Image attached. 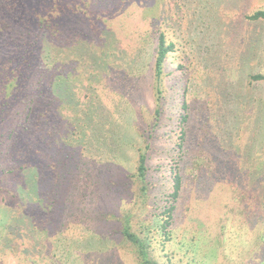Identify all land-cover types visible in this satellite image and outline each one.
<instances>
[{
    "label": "rangeland",
    "instance_id": "1",
    "mask_svg": "<svg viewBox=\"0 0 264 264\" xmlns=\"http://www.w3.org/2000/svg\"><path fill=\"white\" fill-rule=\"evenodd\" d=\"M258 10L264 0H0V98L17 72L22 98L34 89L33 118L40 122L45 108L55 131L46 137L45 127L27 126L28 98L0 115V264H138L125 221L158 264H264L262 228L240 223L245 208L264 225V191L252 188L263 197H251V170L242 168L255 152L253 120L234 104L254 98L256 87L264 97V82L250 77L264 75V22L248 19ZM161 33L174 49L158 105L151 69ZM43 35H52L58 61L66 56L74 68L82 56L84 67L64 73L75 74L58 89L64 100L46 101L36 89L50 78L36 43ZM30 57L33 68L24 65ZM148 144L144 195L134 173ZM45 150L56 153L48 159Z\"/></svg>",
    "mask_w": 264,
    "mask_h": 264
},
{
    "label": "trees",
    "instance_id": "2",
    "mask_svg": "<svg viewBox=\"0 0 264 264\" xmlns=\"http://www.w3.org/2000/svg\"><path fill=\"white\" fill-rule=\"evenodd\" d=\"M248 19L251 21H255L257 23L264 22V10H258L256 12H254L251 16L248 17ZM68 34H69L68 32L65 33V37H68ZM52 35H56V37L59 38L61 35V30L59 29L57 31V33H54ZM51 36L49 37V36L43 35L42 36L43 39L41 41H40V39L42 37L39 38V41H36V43H42L43 50H41L40 52H42L43 57L41 58V60H42V62L45 61L48 63L46 70L50 73V76H49L50 78L48 79V81L44 82V84H42L41 86L37 85L36 89L38 90L40 96H42L44 98V100H46V101L49 99L48 97H52V96L64 100L66 93H64V91H62V90L59 91L58 89L59 88L60 89L65 88V85L70 87V82L68 81V76H71V77H72V75L75 76V74H73V72H69L67 75H65L64 74L65 71H67L70 68L72 71V69L74 70L78 67H81L82 65L84 67V63H80V59L82 57L80 55H78V58H77L78 64H76V65L74 64V68H73L72 64L70 65V63H68V58L66 60V56L62 60L63 62H61V60L58 61L56 59L57 54L55 52L57 49V44L54 43L52 40H50ZM33 46L35 47V49H38V44H34ZM27 49H28V47H27ZM173 49H174V44L168 43L166 41L165 34L161 33L159 38H158L156 59L154 62V66L151 69V73L153 74V79H154L153 90H154L156 102L158 105L163 100V95H162L163 91L161 90L160 86H161V78H162L163 71H164L163 70L164 69V63H165L168 55L173 51ZM254 49H255V47H252L253 52L255 51ZM67 53H68V51H66V54ZM262 54H264V53H262ZM75 57H77V56H75ZM32 59L33 58L30 57L24 65L29 66V65H31V63H34V61H32ZM73 61H75V58ZM30 68H33V67H30ZM39 68L43 69V66L40 64ZM106 69L109 70L108 67ZM84 71H85V68H84ZM85 77L88 80H91V82H94L92 79V76L89 73V69L85 71ZM250 77L252 79V83H254L256 81V83L253 84L254 86H258V84L260 82L261 83L264 82V75H262V74L251 75ZM75 79H80V78L75 77ZM7 86L10 88L8 89ZM23 88H24V84L22 83V76H20V74H18L17 72H13L11 81H9V83L6 84V86H5L4 96H2L0 98V99L3 98L0 101V104H1L0 115H5L6 109L13 106L12 103H14L15 101L18 100V96H20V98L22 100L19 102V104L16 107L13 106L14 109H19L22 106V105H20V103L21 102L23 103V100L28 98V99H30V102H29L28 107L26 109L27 116H25V119L23 121L25 123H27V126L32 125L34 127H37V125H39V126L45 127L46 128V137L53 135L55 131L51 133V130H53V128H49L48 127L49 125L47 122V118H49L51 113L47 112L45 108H42L38 112V119L41 118V121L38 122L35 118H33L32 109L34 106V99L31 95V90H34V89L32 86H30L29 87V88H31L30 94H28L26 96V98L23 99L22 98V89ZM258 90L259 89L257 87L252 90V92L254 94V98H253V96L247 97L248 94H247V96H245V97H247V102L245 104L243 102H240L238 99V98L243 99L244 96H242V95H240L239 97H235L234 104H235V107H236V110H237V113L239 114V116L244 118L247 116V113L249 112V118L251 117L253 120V122L250 121V125H248L247 140L253 142L252 147L255 149V152L251 153L252 149H250L249 153H251V154L248 157L250 159L251 167H246L245 163L243 162L244 164H243L242 170H243L244 176L247 175L246 170H251V172L248 173V177L250 178L249 186L251 188V190H250L251 197L262 199L263 196L261 197V192L264 191V97H263V99L257 97ZM263 96H264V94H263ZM182 105H184V108H186L185 102ZM81 112L82 111L79 110L77 113H81ZM156 113L160 114L159 109L156 111ZM80 129L82 132V128H80ZM235 130H236L237 137L240 141L241 136L243 134V130L241 128H239L238 126H235ZM81 132L78 131V135ZM184 133L185 132H183L182 134L185 135ZM20 135L21 134H19V136ZM81 135H83V133ZM15 138H19V137H15ZM31 138L33 139V137H31ZM246 145H248V148L250 147L249 143H246ZM149 147H150V145L148 144L145 149L140 150V153L138 156L137 169L134 173V178L137 181V183L140 184L141 192H143L142 194H144V195H146L147 191H148V173H149L148 149H149ZM238 148L242 149L241 146H239ZM14 149L17 152L19 150V148L16 146H14ZM54 153H56V151L55 152H48L47 150H45V154L48 157V159L53 158L52 154H54ZM241 154L245 157V155L243 153H241ZM243 156L240 155V157L242 159H243ZM36 165L37 166H35V171H36L35 176H36V184H37V187H36L37 193H34V192L33 193L35 196H38L39 190L37 188L39 186V176H40L38 162ZM41 165H43V164L41 163ZM193 165H194L193 168H195V170H198V168H200V166H201L200 159L193 161ZM47 171H48V169H44L43 173L45 174ZM238 173H240L239 170H238ZM181 177L182 176L179 173L174 174V176L172 177L173 178V180H172L173 181V193L171 195H172L174 200L177 199L178 194L181 190V186H182V181H181L182 178ZM46 179L48 181H46L45 186L47 188H49L53 185L51 172L46 174ZM251 181H252V183H251ZM252 188H254V190L257 189L256 191H258V190H262V191H260V193L257 195L253 192ZM262 193L264 194V192H262ZM57 194H62V193L55 192L54 195H57ZM29 195H31V194H29ZM239 195H240V193H239ZM52 197L53 196H51V198ZM57 199L61 200L60 198H57ZM242 199H243V197L240 195V200L243 201ZM242 212H244V213H241L240 223L243 226L250 225V228L255 230V231L258 230L259 228H262V229H260L262 232L258 231V235L261 237L260 240H262V242H264V225L263 224H257V218H255L254 216L252 218L245 217V208H244V210H242ZM122 235L128 242H130L135 247L138 264H158L157 262H155L150 257L149 244L146 243V241L143 239V237L141 238L138 234H136L132 230V227H131L129 221L124 222L123 227H122ZM241 241L244 242V239ZM263 256H264V252H263Z\"/></svg>",
    "mask_w": 264,
    "mask_h": 264
}]
</instances>
